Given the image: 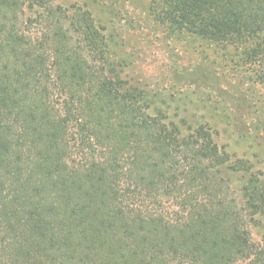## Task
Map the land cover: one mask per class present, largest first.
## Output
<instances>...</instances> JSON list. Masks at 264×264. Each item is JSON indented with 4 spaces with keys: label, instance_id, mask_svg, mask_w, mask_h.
Listing matches in <instances>:
<instances>
[{
    "label": "trees",
    "instance_id": "trees-1",
    "mask_svg": "<svg viewBox=\"0 0 264 264\" xmlns=\"http://www.w3.org/2000/svg\"><path fill=\"white\" fill-rule=\"evenodd\" d=\"M150 7L264 60V0ZM227 163L204 127L183 135L124 86L89 11L0 0V264H264V182Z\"/></svg>",
    "mask_w": 264,
    "mask_h": 264
},
{
    "label": "rangeland",
    "instance_id": "rangeland-1",
    "mask_svg": "<svg viewBox=\"0 0 264 264\" xmlns=\"http://www.w3.org/2000/svg\"><path fill=\"white\" fill-rule=\"evenodd\" d=\"M52 2L92 14L106 41L108 67L144 97L153 117L178 126L183 135L204 127L228 156L227 171L244 161L264 182V60L248 58L250 44L176 32L157 20L150 0ZM250 229L264 249V211Z\"/></svg>",
    "mask_w": 264,
    "mask_h": 264
}]
</instances>
